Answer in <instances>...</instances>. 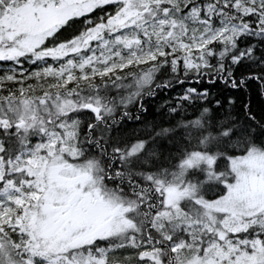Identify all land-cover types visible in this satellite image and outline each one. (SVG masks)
<instances>
[{"label": "snow or ice", "instance_id": "snow-or-ice-1", "mask_svg": "<svg viewBox=\"0 0 264 264\" xmlns=\"http://www.w3.org/2000/svg\"><path fill=\"white\" fill-rule=\"evenodd\" d=\"M0 264H264V0H0Z\"/></svg>", "mask_w": 264, "mask_h": 264}]
</instances>
